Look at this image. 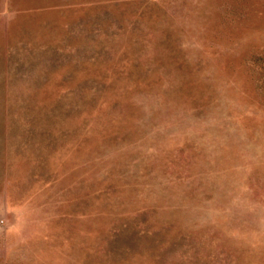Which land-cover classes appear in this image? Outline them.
I'll return each mask as SVG.
<instances>
[{
  "label": "rangeland",
  "instance_id": "374dc122",
  "mask_svg": "<svg viewBox=\"0 0 264 264\" xmlns=\"http://www.w3.org/2000/svg\"><path fill=\"white\" fill-rule=\"evenodd\" d=\"M0 264H264V0H0Z\"/></svg>",
  "mask_w": 264,
  "mask_h": 264
}]
</instances>
